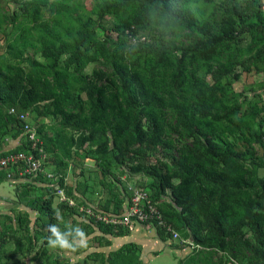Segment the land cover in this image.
Masks as SVG:
<instances>
[{"label": "trees", "instance_id": "1", "mask_svg": "<svg viewBox=\"0 0 264 264\" xmlns=\"http://www.w3.org/2000/svg\"><path fill=\"white\" fill-rule=\"evenodd\" d=\"M18 152L45 157L0 167L27 208L0 210V264H140L101 249L128 229L98 219L124 174L200 246L183 264H264V0H0V158Z\"/></svg>", "mask_w": 264, "mask_h": 264}, {"label": "crops", "instance_id": "2", "mask_svg": "<svg viewBox=\"0 0 264 264\" xmlns=\"http://www.w3.org/2000/svg\"><path fill=\"white\" fill-rule=\"evenodd\" d=\"M13 143H10L7 147H12ZM87 164H92L90 159H85ZM47 169L50 171V166H46ZM45 168V169H46ZM52 172V171H51ZM122 180H124L125 185H122V194H124L125 199L123 202V212L120 213L122 215L128 204L130 197L132 195V189H142L145 191H148L149 186L146 182H148L147 178L142 176L141 174L138 175H128L124 174L122 177ZM8 185H0V210H4L3 206H9V205H17V208H21L23 210H26L25 207V196L22 197V201L19 203L12 202L9 197L11 195H8L5 190H11L14 189V185L11 181H5ZM66 183L69 185L66 186V190L64 189L62 195L59 194V199H67L70 204L74 203V200L67 196L65 191H67V187L72 188V193L75 196L82 197L79 190L76 189L75 180L73 179L70 172H68V176L66 177ZM140 183H143L140 184ZM145 184V185H144ZM95 186V185H94ZM7 187V188H6ZM85 187V186H84ZM24 188V187H23ZM95 195L93 196V206H99L105 204V197L106 193H101V191L95 187ZM78 191V192H77ZM149 192V191H148ZM120 193V191H116L114 194ZM113 194V195H114ZM15 197V195H13ZM61 196V197H60ZM86 197L88 198V191L86 192ZM110 197L108 194L107 198ZM106 200V199H105ZM12 203V204H11ZM159 204V203H158ZM112 205V203L110 204ZM156 205V204H155ZM157 208L160 211L159 206ZM30 216L33 218L34 214L30 210H28ZM99 211H103L99 209ZM161 212V211H160ZM162 214V212H161ZM171 224V223H169ZM173 225V224H172ZM171 227L173 230L177 233L174 226ZM124 227H128L127 232H123L121 234H115L114 236H110L111 238V244L109 246H105L101 248L105 252H110L117 250L119 248L125 247L127 244H135L137 246L135 253L138 254L140 259V264H162L164 263H170V264H183V261L185 258L191 256L193 252L196 251L195 248H200V246H195L192 244L191 239L184 237L183 235H178L176 238H173L172 234L169 232L161 231V229H157L154 224H142V223H134L131 225H124ZM178 234V233H177ZM189 239V240H188ZM88 253V252H86ZM213 256V260L215 261ZM208 260V258H206Z\"/></svg>", "mask_w": 264, "mask_h": 264}, {"label": "built area", "instance_id": "3", "mask_svg": "<svg viewBox=\"0 0 264 264\" xmlns=\"http://www.w3.org/2000/svg\"><path fill=\"white\" fill-rule=\"evenodd\" d=\"M10 113H14L15 109L12 107L9 109ZM27 114H19L21 118H26ZM25 129L28 130L29 126L26 124ZM33 134H30L32 137ZM44 153L41 156L34 157L32 154H25L23 152H18L15 154H10L0 158V167L6 165L9 162H16L17 160H22L25 163L23 166V171L27 173H32L35 171L42 170L41 167V158H44ZM48 176H53L49 173ZM132 195L129 200V204L122 215H115L111 217H101L98 216V219H102L106 223H111L114 226H124L131 225L134 223H144L149 224L153 221H156L158 224L162 225L164 229L171 233L173 238H176L178 234L173 230L171 224L163 222L161 214L155 204L149 199L148 193L142 189H132ZM58 193L62 195V191L59 190Z\"/></svg>", "mask_w": 264, "mask_h": 264}, {"label": "rangeland", "instance_id": "4", "mask_svg": "<svg viewBox=\"0 0 264 264\" xmlns=\"http://www.w3.org/2000/svg\"><path fill=\"white\" fill-rule=\"evenodd\" d=\"M254 79L256 80V81H259L260 79H261V77H260V75H255V77H254ZM209 80H210V78H209ZM242 82H235L234 84H233V87H234V89L236 90V91H240L241 89H242ZM1 185H8L7 183H5V182H3ZM7 188V187H6ZM5 192L8 194V195H11L9 198L11 199V200H14L15 199V197L13 196L14 195V190L13 189H11V190H5ZM59 204V199L56 197L55 198V206L54 207H57V205ZM15 206H17L16 204H15ZM193 244V243H192ZM195 246H197V245H195ZM92 250V248H88L87 249V251H85V252H83L84 254L86 253V252H89V251H91ZM76 258H78V257H76ZM79 258H81V257H79ZM162 264H170V263H162ZM180 264V263H179Z\"/></svg>", "mask_w": 264, "mask_h": 264}, {"label": "clouds", "instance_id": "5", "mask_svg": "<svg viewBox=\"0 0 264 264\" xmlns=\"http://www.w3.org/2000/svg\"><path fill=\"white\" fill-rule=\"evenodd\" d=\"M61 200H64V199H61ZM142 224H144V223H142Z\"/></svg>", "mask_w": 264, "mask_h": 264}]
</instances>
